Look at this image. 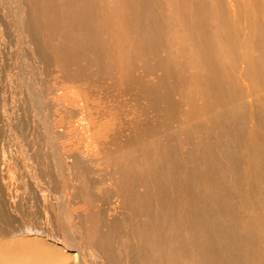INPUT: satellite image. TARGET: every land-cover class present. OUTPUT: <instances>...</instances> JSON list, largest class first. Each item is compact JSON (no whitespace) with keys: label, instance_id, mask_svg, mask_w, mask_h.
I'll list each match as a JSON object with an SVG mask.
<instances>
[{"label":"bare ground","instance_id":"obj_1","mask_svg":"<svg viewBox=\"0 0 264 264\" xmlns=\"http://www.w3.org/2000/svg\"><path fill=\"white\" fill-rule=\"evenodd\" d=\"M151 1L0 0V69L5 59L10 66L3 77L8 85L0 88V264H213L209 238L227 224L235 220L243 224L234 235H246L248 241L256 242L264 234V148L241 158L249 149L236 152L238 132L227 129L239 122L229 120L230 112L217 106H224L238 90L254 95L257 110L264 112V0H247V6L246 0L161 2L168 7L166 16L171 19L166 23L173 28L167 30L172 42L164 43L172 64L161 60V65L176 66L177 60L180 65L200 66L192 74L198 80L195 91L205 100L213 98L201 112L190 111L211 119L212 128L202 121L196 122V131H187L211 132L225 152L220 158L225 164H203L211 154L207 151L200 155L203 169L189 170L195 188V178H203L200 184H205L208 197H197L199 191H192L186 177L181 180L189 191L175 194L172 182L161 183V174H169V166L161 161V137L156 136L151 148L143 122L130 137L116 123L100 134L101 109L93 111L91 102L66 82L112 79L117 68L123 82V71L131 73L134 67L135 40L149 36L155 42L154 37L162 36L154 32L156 22L145 18L155 12ZM145 26H150L146 36ZM178 37L176 47L173 41ZM201 76L206 80L196 79ZM225 80L231 91L223 85ZM249 103L254 109L253 98ZM22 112L31 117L32 144L25 141L26 133L22 136ZM251 125L254 129L255 123ZM216 128H221L220 134ZM244 140L240 135L238 144ZM247 140L249 148L252 138ZM179 164L184 166V160ZM235 168V173H243H237L243 185L231 188L225 181ZM215 171L219 173L213 178ZM252 173L262 179L248 181ZM162 190L171 191L164 204L167 214L162 213L172 214V221L161 216ZM25 195L31 204L40 198L44 221L32 217L34 221L18 223ZM189 214L197 220L194 227L186 223ZM210 217L219 218L222 225L201 229L200 222ZM189 227L187 236L197 239L199 252L188 254L186 263L181 260L183 252L195 243L183 240V229ZM201 237L205 238L199 245ZM249 245L253 250L255 245Z\"/></svg>","mask_w":264,"mask_h":264},{"label":"rangeland","instance_id":"obj_2","mask_svg":"<svg viewBox=\"0 0 264 264\" xmlns=\"http://www.w3.org/2000/svg\"><path fill=\"white\" fill-rule=\"evenodd\" d=\"M157 1L158 0H155L156 2L155 4L152 3L154 1H151V5L153 4V12L155 11L153 13V16L150 15L149 17L147 16L145 18L151 22H154V23L156 22V25L158 27L156 25H152L154 28L155 34L160 32V35L165 36V37L158 35L157 37H154L156 41L151 42L150 40H153V39L149 36H147V38L149 37L150 40L145 37L143 39H140L138 36L139 39H136L135 43L133 42L137 46L136 49L133 48L136 51H134L131 48V47H134L133 46L134 44L130 43V46H131L130 48L132 51L131 53L134 54V55L133 54L131 55V59L133 61L134 67L131 73H128L127 69L123 71V82L120 81L119 75H120L121 70L118 68L115 69L112 79H110V77L97 78V79L89 78V79H84L81 81H76V83H72L71 81H68V80L66 82L69 86L74 85L77 88V92L81 98L85 97L86 99L89 100V102H91L94 108L92 109L93 111L95 110L98 111L99 109H101V121L98 123L100 134L102 131L104 134L107 133L106 129L110 128L108 124L116 123L117 126L123 130L124 134L130 137L131 134H134L133 132L135 131L133 130L134 127H136L137 124L143 122L144 128H146L148 131V138L150 140L149 142H150L151 148H152L151 145L156 141L155 140L157 138L156 136L161 137L160 138L162 141L161 142V155H162L161 161H163L169 166V169H168L169 174H161L160 180H161V183L164 181H166L167 183L172 182V184L170 183V187L172 185L173 188L172 187L171 188L173 190L175 189L174 193L176 194L178 193V191L180 193V191L186 189L185 186L183 187V184H185V181L184 183L182 181V180H185L184 177H186L187 179L186 181L189 182V184L191 183V177L189 176L190 169H199V170L203 169L199 165L200 155L202 153L207 152V151L211 152V154L203 162V164L207 161H213L217 165H222V164H225L227 161L220 159L221 156L225 154V152L223 153L221 151L222 149L218 147L217 139L214 134H212L209 131L208 133H205V132L201 133L199 130L194 134L191 132L187 133L188 130L196 131L195 129L196 122L203 121V124L205 125V127H207L208 129L212 128L213 124H212L211 119L205 118L202 113H201L202 115H198L197 117L195 115L192 116L190 111L192 110L194 112L196 111V109L200 111L204 106L213 104V98H209L205 100L204 98L201 97V95L198 92L195 91V86H196L195 81L198 82V80H194L192 74L193 72L195 74V71L200 66L196 64L193 66L191 65V63L180 65V62L177 60H176V66L174 65L169 66L168 64L161 65V60H164L165 62L168 61L169 63L172 64L173 57L169 55L167 46L164 43L172 42L170 40L171 39L170 35L172 33L170 32L173 30H170L169 28L171 29L173 28L170 27V23L168 22L166 23L167 20L170 21L171 19L170 16H166L168 15L167 13L168 7L164 5L163 3H161L162 0H159V2ZM246 6H247V0H246ZM161 12H163L164 15H162ZM154 16L156 17V20L154 19L155 18ZM164 18L165 20H163ZM162 22L165 24H163ZM145 23H148L147 20ZM261 23H262V28H263L262 33H264V20ZM149 27H146L147 29L144 32L145 36L147 32L149 33ZM160 29L162 31H160ZM167 30L170 32H167ZM166 35H167V38H166ZM133 37L136 38V36H133ZM179 38L180 37L176 39H179ZM243 39H247V38L244 37ZM179 42H180V39L173 41L176 47L180 46ZM139 43L141 45H139ZM245 43L246 42L242 41V45H245ZM139 46H141L142 48ZM139 48H140V51L137 50ZM252 51L253 50H250L251 53ZM135 54L136 56L137 54L139 56H137L136 58ZM250 57H251V54H249V58ZM134 59L136 62H134ZM137 60L139 62H137ZM142 61H144V64ZM4 62L6 63L1 62L2 68L0 69L1 71L0 73L2 74L1 75L2 77L0 76V83H2L3 80H5L3 77H5V74L8 71L7 69H9L10 67L7 59H5ZM187 66H190L188 70L186 69L182 70L186 68ZM228 66H232L231 59L228 63ZM236 67H238V59L236 60ZM180 73L182 74L180 75ZM196 79H199L200 81L206 80V78H204L203 76H201L200 78L198 77ZM6 82L7 81L5 80L0 85V88L4 85H6L7 87L8 83ZM227 82L228 81L225 80L223 85L231 91L232 89L228 88ZM250 95L251 96L247 94H242L238 92V90H235L233 91L231 97L227 99V101H225L224 106L217 105L219 109H225L230 112V116L228 118L229 120L239 122L236 126H230L227 129L238 132V135L234 141L237 143L235 147L236 152H239L241 149L242 150L249 149L248 150L249 152L241 156V158L247 157V155H249L250 152L255 149L264 148V112L262 110H257V105L259 102L258 101L255 102L254 95L252 94ZM227 96L228 95H226V97ZM252 98L254 99V106H253V108L255 107L254 109H252V106L249 103V100H251ZM219 109L216 107V110L219 111ZM253 111H255L254 114H253ZM245 113L248 114L247 117L240 120L242 115ZM20 115H21L20 117L22 118L20 119V121H22V123L24 124L22 127V132L24 133L22 136L24 137V134L26 133L25 141L27 140L26 142L29 141V144H32L34 135L32 136V133H31L33 131L32 125H31L32 121L31 122L29 121L31 120V117L30 118L27 117L28 118L27 119L23 112ZM114 116H116L118 119H114ZM97 122H98V119H97ZM28 123L30 124L29 126L27 125ZM253 123H255L254 129L252 128V125H251ZM28 129L30 130L32 129L31 131L29 130L30 133L28 132ZM252 129H253V133H252ZM216 130L220 134L221 128H216ZM27 134H29V137ZM172 134L177 136V139ZM240 135L242 137H245V140H246V141L244 140L245 143L244 141L243 142L241 141L242 142V144L240 143L241 145L238 144V137ZM117 138L118 140L123 139L121 135H118ZM251 138H252L251 140L252 144L250 145L249 148H246V143L249 142V140L247 139H251ZM12 146L16 147V145H12ZM107 147H110V146H107ZM217 150H220L222 154L215 155L214 152ZM182 159L184 160V164H183L184 166H181L179 164L180 162H182ZM239 163L241 162L240 161L236 162V164H239ZM229 167L230 165L227 166V170L229 169ZM235 171H236V168L232 172L230 171L229 175H227L228 178L226 179L225 183H227L228 187L238 188L243 185L242 184L243 177H240L237 174V173L239 174H243V173H240L238 171L235 173ZM218 173H219L218 171L213 172L211 177L214 178ZM188 179H190V181H188ZM250 179L253 182V181L261 180L262 177L260 174L252 173L247 177L248 181ZM194 182H196V188L193 186V182L190 184V187L192 191L193 190L199 191V194H197L199 196L197 197L202 198V196L204 197V195H206L205 197H208L206 188L204 187L205 184L201 185L203 184V178L201 179L195 178ZM153 185L155 186V184L153 183L150 184L151 187ZM154 186L153 188L155 189ZM171 191L162 190L161 197L160 195H158L159 196L158 198L161 199V202L159 201L158 203L161 204V214H162L161 216L162 217L163 216L169 217L170 215H172L169 213V215L167 216L166 215L167 213L164 212L165 210L164 208H169V207H164V204L167 200V194H170ZM186 191H189V190L186 189ZM23 197L24 198L22 199V202L20 203V206H19V215L17 218L18 223L20 222V224H22L24 223V221L26 223L30 220L34 221L33 219L34 217H36L35 222L37 218H38L37 222H39L40 220L44 221L46 218V213L41 209L40 198L38 197L36 200L34 199L33 200L34 203L31 204V202L29 201V198L26 197V195ZM35 203H37L38 205H36ZM115 210L117 213L118 211H120L117 208ZM177 210L178 209L176 210L173 209V212H176ZM169 212L172 213V211H169ZM189 215L190 216H188V222L186 223L194 227L197 224V220L194 216H192V214H189ZM162 217L161 219H163ZM172 218L173 217H171V220L170 218L168 219L172 221ZM218 222H219V218L210 217V218H206L202 220L200 222V226H201V229H203L205 225L212 227L217 224L218 226H221L222 224ZM244 227L245 226L243 224H240L237 220H235L227 224L223 232L214 234L212 237L209 238L211 241L212 252H213V264H263L264 263V234L260 238L258 236V238L256 239V242H254L253 238H250L249 241L245 239L246 235H241V236L234 235V232L237 229H242ZM191 231H192V227L183 229V232H184L183 240H185L186 238L191 241H195L194 245L192 246L193 249L191 248L190 250H185L183 252L181 260L182 259H184L185 261L187 260L186 263H189V259L188 257H186L188 254L199 252L197 239L194 238L193 236L191 237V235L190 237L187 236L189 232L191 233ZM204 238L205 237H201V239L199 240V243H200L199 245L203 244ZM164 239L167 244L169 242L168 237ZM249 243H252L255 245L253 250H251Z\"/></svg>","mask_w":264,"mask_h":264}]
</instances>
